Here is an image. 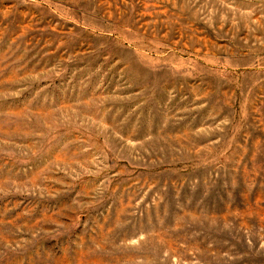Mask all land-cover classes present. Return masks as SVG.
Wrapping results in <instances>:
<instances>
[{"label": "rangeland", "instance_id": "1", "mask_svg": "<svg viewBox=\"0 0 264 264\" xmlns=\"http://www.w3.org/2000/svg\"><path fill=\"white\" fill-rule=\"evenodd\" d=\"M0 264H264V0H0Z\"/></svg>", "mask_w": 264, "mask_h": 264}]
</instances>
